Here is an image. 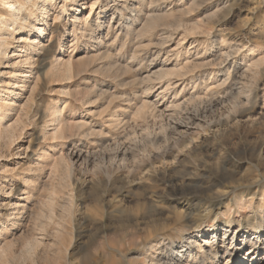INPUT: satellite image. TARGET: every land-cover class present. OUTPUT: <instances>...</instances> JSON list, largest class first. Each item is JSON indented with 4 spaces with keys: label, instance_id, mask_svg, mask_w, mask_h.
Here are the masks:
<instances>
[{
    "label": "rangeland",
    "instance_id": "rangeland-1",
    "mask_svg": "<svg viewBox=\"0 0 264 264\" xmlns=\"http://www.w3.org/2000/svg\"><path fill=\"white\" fill-rule=\"evenodd\" d=\"M18 1L23 2L24 0ZM64 1L50 0L52 6L50 5L48 8L51 14L48 22L52 26L58 27H56L57 30L55 29L51 42L49 41L50 28L45 27L46 33L48 32L45 43L51 44L52 50L42 70L44 86L39 93L35 92L33 98H31L28 85L26 89L21 87V81L27 77L17 79L9 76V71L17 69V72L24 69L30 71L33 68L32 65L20 63L23 61L21 50H25L20 39L23 33L14 31L13 35L5 36L7 43L10 42L11 46L7 57L0 60V103L3 106L1 113L7 115L3 120H0V264H141L139 263L142 258L141 254L146 252L142 248L137 247V249L135 246H129L130 241L128 242L127 238L134 239L136 236L140 241L147 242L152 236L156 240L163 238L180 241L183 239V234L195 231L199 224L208 223L211 214L209 215L206 207L217 206L219 203L218 200L205 198L203 201L209 203L207 202L206 207H202V203H198L200 212L189 213L187 211L188 215L181 217L179 210L182 207L186 208L187 202H184L181 197L173 203L169 202L175 199V196L171 194L173 186L171 183L189 182L188 184L193 187L202 184V181L208 183L212 181L214 169L219 164L229 171H234V182L231 185H225L226 188H218L225 191L227 196L224 195L222 204L218 205L216 210L227 206V199L231 200L230 204L237 209L238 198L243 191L260 189L257 182L262 179L260 176L264 174V77L259 82L257 106L250 112L253 115V121L246 113L236 115L238 118L235 117L229 125L219 126L217 123L225 120L228 114L233 113L234 99L215 104L209 94V98L206 96L207 89L199 77L189 78L185 82H178L179 80L172 78L170 85H164L162 88V84H159L155 90L153 89L154 92L147 94V86L159 81L156 78L158 74L156 76L154 72H157L156 68H159L158 64H163V60H166L165 64L168 66L175 65L176 62L183 63L188 58L193 60V57H196L194 56L196 55L194 46L197 44L200 55L203 54L204 57L210 55L211 45L209 43L220 36V27L216 22L213 23L215 18L206 20L204 16L207 15L206 10L211 8L216 0H207L202 5L194 7L191 6L192 0H156L155 4L153 3L155 6L153 4L152 6L162 8L169 14L163 18L164 20L162 19L161 29L159 27V36L164 35H162L164 38L160 37L159 42L160 44L166 43L165 47L159 46L158 43L157 46L162 48L161 50L156 46L152 48L154 56L159 55L160 59L154 61L151 67L148 66L150 63L148 61L139 70H127L119 77L116 76V69L93 73L89 69L79 74L82 68L81 60L83 56L85 57L84 40L81 38L80 28L77 31L79 38L74 39L72 11L69 10L70 14H59ZM93 1L95 0H75L73 5H78L82 9L81 4L85 3L84 17H87ZM105 1L110 2V0ZM35 2L37 5H42L45 0H36ZM233 9L226 14L225 19L226 28L232 30V35L228 37V40L237 41L245 46L256 45L264 50V0H237ZM94 10H97V7ZM29 11H36V8L28 5V10H25L23 14L27 16L30 14ZM6 12V7L0 2V15H4ZM108 17H111V13ZM34 19L36 18H32V20ZM201 20V29H191ZM247 20L249 24L245 25ZM204 26L206 27L204 28ZM207 29L211 35L203 32ZM163 30L168 31L163 32ZM114 35L115 30H111L109 38ZM178 41L180 44L177 43ZM127 44L126 48L120 49L126 57L131 49L129 43ZM40 45L36 43L34 47ZM119 48L121 47L116 45V51H119ZM227 49L231 57L236 56V53L233 54L230 48ZM200 55L197 54V56ZM14 61L19 64L15 66ZM70 61L73 67L68 72L67 64ZM198 71H201V67L197 68ZM114 73L115 75H113ZM103 74L105 75L102 76ZM151 79H155V83H152L154 80ZM14 81L20 82L14 86ZM7 82L10 83L8 88ZM101 83L110 86L113 96L109 100L97 98L93 99L95 103H86L90 92L89 88L92 89L93 86ZM174 83L176 87H170ZM184 86L185 88L181 92ZM9 88L16 91L17 95L8 92ZM166 88L167 91H165ZM86 90L89 91L87 94ZM156 90L158 93L161 91L162 94L158 95ZM197 91H202L203 97L206 96V98L204 97L202 103L190 102L189 95ZM11 100L15 101L12 106L9 105ZM111 100L113 102H110ZM147 100L149 104L152 103V106L156 105L154 107L157 115H153L151 112L154 107L151 108L152 110L146 108L147 110L145 109L142 115L136 112L139 105ZM177 103L180 104L179 107L175 106H178ZM53 107L64 109L62 115L69 122V129L74 127L68 130L67 137L63 139H53L51 137L53 131L51 128L53 127L45 126V123L50 119V111ZM175 107L176 110H174ZM151 116L153 117L151 118ZM83 121H85L84 129L89 128L87 134L80 133V131H84L83 129L75 128L78 127L76 124ZM48 124L46 123V125ZM88 131L90 132L88 133ZM165 132L169 137H165ZM84 134L85 136H83ZM125 137L128 139L126 140ZM117 138L118 140H116ZM153 138H158L159 148L150 146L149 140H153ZM165 139L171 141L168 143L169 140L165 142ZM132 141L134 142L130 143ZM145 141H149V144L144 143ZM176 142L180 145L179 148L178 146L175 147L176 149L169 148ZM164 144L170 146L167 145L165 148ZM259 144L262 148L261 156H258L259 152L256 153L254 150ZM119 150H128V163L114 159ZM45 152H47L45 160L48 159V164L44 162L46 165L39 167L40 157ZM61 152L66 161H70L71 165L68 164L70 167L66 168L65 165H62L58 169L56 163ZM79 155L87 156L89 159L85 161ZM151 157L154 162L152 165L148 162L151 161ZM144 160L146 164L140 165ZM133 165L138 166L136 167L138 172L131 175L130 169ZM66 169L67 171H65ZM148 170L149 172L156 171V176L149 179ZM27 178L30 179L32 192L30 201L25 202L18 199V196H21L27 187ZM134 179L136 180L134 181ZM170 179H173V182H170ZM237 186L239 187L237 188ZM233 189L237 192H232ZM258 194L254 197L256 206L253 207V212L245 206L240 212H235L238 219L242 218V214L246 212L257 216V200L261 201L262 197ZM251 196L248 195L245 198L250 199ZM156 199L159 202L163 201L153 202ZM17 203H21L20 207ZM23 203L26 208L20 210L18 216L12 214L16 213L15 209L21 208ZM114 208L118 211H115ZM47 217L53 218L48 219ZM154 219L158 223L156 227L153 225ZM147 231L149 235H147ZM150 232H153V235H150ZM33 236L36 237V240ZM146 236L150 238L146 240ZM122 238L126 241L124 242ZM228 254L226 248L221 249L218 255V264H226L225 259Z\"/></svg>",
    "mask_w": 264,
    "mask_h": 264
},
{
    "label": "bare ground",
    "instance_id": "bare-ground-1",
    "mask_svg": "<svg viewBox=\"0 0 264 264\" xmlns=\"http://www.w3.org/2000/svg\"><path fill=\"white\" fill-rule=\"evenodd\" d=\"M35 1L36 0H24L23 2L18 1V0H0V2L6 7V10H7V12H6L7 14L5 13L6 15L5 14L0 15V60H3L5 57H7L9 47L11 46V44H9L10 42L7 43L8 42L6 40L7 37L5 38V36L7 34L13 35L14 31H21V33H23V35L20 37V39H21V43H23V48L25 47V50H21L23 61L20 63L26 64L29 66L32 65L33 68L30 69V71H28L26 69H24L23 71H18V72H17L18 69L16 71H12V72L9 71L10 75H9V73H8V75L11 77H16L17 79H21L22 77H27V78H25L24 81H21L22 82L21 87L23 89H26L27 85L30 87V93L32 96L31 98L34 97V94L36 91L39 93L40 90L42 89V87L44 86V81L42 80V70L46 64V60L49 58L50 51L52 50V45L45 43V38H46V35L48 34V32L46 33L45 27L48 26L50 28L49 29V34L51 35V37L49 38L50 42L53 39V36H54L53 34L55 33L56 27H58V26H56V27L52 26L50 24V22H48L49 17L51 15L50 11H48L49 6L51 5L50 0H45V3L42 5H37V2H35ZM155 1L156 0H110V2L108 3L105 0H102V1L101 0H95V1H93V3H91L92 7L90 9L89 15H87V17H84V11L86 8L84 5L85 3L81 4L83 7H82V9H80V6L73 5V3H75V0H65L64 4L60 8L59 14H63V13L68 14L69 10L72 11V14L74 17V20H73L74 21L73 22L74 39L76 40L79 38V36L77 35V31L80 28L81 38H83V40H84L83 43L85 46V48H84L85 57L83 56V59L81 60L80 65L82 68H81V71H79V74L82 71H88L89 69H91L90 70V71H92L91 73L102 72V71L106 72V71H112V69H116L117 70L116 76L119 77V75L121 73L123 74L127 70H135V71L139 70L141 68V66H143L145 63L147 64L148 61H150L148 66L151 67V65L154 61H156L157 59H160L159 55H157L156 57L154 56V53L152 52L153 51L152 48H154L155 46L158 47L157 46L158 43L160 44L159 40L163 34L159 36V27L162 24L161 23L162 19L169 16V14L167 11L162 10V8H157V7L154 8ZM205 1H207V0H192L191 6L194 7L197 5H202L203 3H205ZM236 2H237V0H216L212 4L211 8L206 10L207 15L204 16V18H206V20H208V19L213 20L215 18L214 22L213 21L212 22L213 23L216 22L220 27V29H219L220 36L217 38H214L213 41H211L209 43L211 45L210 55L207 57L206 56L204 57L203 54H202L203 56L200 55V49L197 48V47H199L197 44V46H194L196 48V51H195L196 55H194L196 57H193L195 60L194 59L190 60L188 58L183 63L176 62V64L172 65V66L166 65L165 64L166 60L165 61L163 60V62H162L163 64H160V65L158 64L159 68H156L157 72H154L155 75L158 74V76L156 75L157 76L156 78L159 80L157 82L158 84L155 83V79H153L154 82H152V83H155V84H152V85L150 84L149 86H147V89H146L147 90L146 92H148L147 94L154 92L153 89L155 90V88L159 84H162V86H161L162 88L164 85H167V84L170 85L172 83L171 82L172 78L179 80L178 82H180V81L185 82L187 79L189 80V78L194 79L196 77L197 78L199 77V79L203 80L205 88L207 89L205 92L206 96H208V94H209L211 100H213V102H215V104L218 105L220 103L227 101L228 99H231V98L234 99L233 113L228 114V116H226L225 120L219 121L217 123V124H219V126L229 125V123H231L232 120H234V118L237 117L236 115H240V114L244 115L247 113V115H249L250 120L253 119V115H251L250 112L253 111L255 106H257L256 104H257L259 82H261V80L264 77V50H262V48H260L259 46H256V45L245 46L244 44L239 43L237 41L233 42V41H230V39L228 40V37L230 35H232V30H230L229 28H226V22H225V19L227 16L226 14L228 12L232 11L234 6H236ZM152 4L154 6H152ZM28 5H32L33 8L35 7L36 11H31V12L29 11L30 14L25 16L23 13L25 10H28ZM95 7H97V10H94ZM110 13H111V17L109 18L108 16ZM92 14H93V16L91 17ZM34 17L36 18V19H34L35 21L32 20V18H34ZM201 22H202V20L200 22L198 21L196 23V25L194 27H192L191 29H193V30L201 29L202 28V26L200 25ZM116 23H117V25L114 26V24H116ZM248 24H249V21L247 20L245 22V25H248ZM80 25H82V27H80ZM162 27H163V25H162ZM205 27L206 26H204V28ZM160 29H161V27H160ZM208 29L206 31L203 30V32L211 35V32ZM111 30H115V35H114V37L109 38ZM183 30H185V29H183ZM165 31H168V30H165ZM165 31L163 30V32H165ZM201 34H203V33H201ZM172 38H173V36H172ZM185 38H182V39H185ZM169 41H170V37H169ZM181 42H183V41H181ZM36 43H39L41 45L34 47V44H36ZM127 43H129L131 49L129 51L130 53H128L129 55L126 57V55H123L121 53L120 49H122V47L126 48V45H128ZM177 43H179V41ZM194 43H197V41H194ZM164 44H166V43H162L159 46L163 47ZM116 45L121 47V48H119V51H116ZM218 45H219V47H218ZM158 48L160 49V47H158ZM158 48H157V50H158ZM227 48H230L232 50L231 52L233 54L236 53V56L231 57L229 50ZM175 49H177V48L175 47ZM173 50H174V48H173ZM174 51H173V55L175 54ZM167 52L170 53L169 50H167ZM187 52H188V50H187ZM159 53H162V52H159ZM176 54H177V52H176ZM197 54H199L200 56H197ZM35 57H37V59H35ZM198 57H203V58H198ZM163 58H165V57H163ZM7 62L9 65V63H10L9 60ZM13 64L16 66L17 64H19V62L14 61ZM36 64H37V67L34 68V66ZM72 67H73V64L70 61L67 64V71L70 72ZM200 67H201V71L197 72V68H200ZM152 68H154V67H152ZM14 69H15V67H14ZM156 70L154 69V71H156ZM151 71H153V70H151ZM27 72H29V75H27ZM73 72H74V70H73ZM104 75L105 74H103L102 76H104ZM113 75H115V73ZM151 76H152V74H151ZM122 77H121V79H122ZM157 79H156V81H157ZM194 81L196 82L198 80H194ZM18 82H20V81H14L13 85L16 86L18 84ZM148 82H149V80H148ZM178 82H176V83L178 84ZM7 84H8L7 88L10 87L9 86L10 83L7 82ZM173 86L175 88L176 84L174 83V85H172L170 87L173 88ZM167 88L165 91L168 90ZM184 88H185V86L182 88L181 92H183ZM89 90H90V92L86 90L87 91L86 94L89 92L88 98L86 99V103H88V104L95 103V100H93V99L102 98L105 100H107V99L109 100V98L113 96V93L110 90V86H108L107 84L101 83L99 85L93 86L92 89L89 88ZM194 90H196V89H194ZM143 91H144V89H143ZM8 92H10L13 95H17L16 91H14L10 88H9ZM155 92H157V90ZM160 92L159 93L157 92L158 95L162 94ZM80 95H82V94H80ZM136 95H137V93H136ZM206 96H204V97L206 98ZM209 96H208V98H209ZM204 97H203L202 91H197L196 93H191L188 97V100L190 102H193V103L194 102H201L202 103V101H204ZM0 101H1V99H0ZM110 102H113V101L111 100ZM190 102H188V103H190ZM14 103H15L14 100L9 101V105H11V106ZM108 103H107V105H108ZM111 104H109V105H111ZM151 104L152 103H150V104L148 103V100H147V102L145 101V103L142 106L139 105V107H138L139 109L137 108L138 110L136 109L137 110L136 112L139 113V115H142L145 112L146 108H148V110H150L152 107H154L155 104L153 106ZM179 105L180 104H178V106L177 105H175V106L179 107ZM200 106H201V104H200ZM176 107L174 110H176ZM2 109H3V106L0 103V120L1 119L3 120V118L7 116L6 113L5 114L1 113V112H3ZM62 110H64V109L60 110L57 107H53L52 110L50 111V117H49L50 119L46 122L49 124L46 125V123H45V126H47L49 128L53 127V128H51L53 130L51 133V137L55 140H58L60 138L63 139L64 137H67L68 130L74 128L73 127V128L69 129L70 124L63 117ZM151 112L153 115H157L155 107ZM46 117H48V115ZM152 117L153 116H151V118ZM118 123H119V121L117 122V124ZM76 125L78 127H75V128H79V129L84 130L82 132L80 131V133H86L87 130L89 129V128H87V130L84 129L85 121L80 122L79 124H76ZM219 128H221V127H219ZM93 130H91V132H93ZM13 132H14V130H13ZM89 132L90 131H88V133ZM95 132H96V129H95ZM98 132H100V131H98ZM101 135H102V133H101ZM165 135H166V132H165ZM83 136H85V134ZM161 136H163V135H161ZM167 136H168V133L165 137L167 138ZM12 137H14V136H12ZM118 137H119V135H118ZM125 139H126V137H125ZM157 139L153 138V140H149L150 146L151 145L153 147L157 146L154 148H159V146H158L159 141ZM116 140H118V138ZM166 140H169L168 143L171 141L170 139H165V142H166ZM149 141L148 142L145 141L144 143L149 144ZM173 141L175 142V140H173ZM133 142L134 141H132L130 143H133ZM165 144H164V146H165ZM167 145H169V144H167ZM166 146H165V148H166ZM176 146H178V148H179L180 145H178V142H176L175 145H173L172 147H169V148H175ZM260 146L261 145L259 144L258 146H256L254 148L256 153L259 152L258 156H261V153H262V151H261L262 148ZM127 151L128 150H123V151L119 150V151H117V155L115 154V156H116L115 158L113 155L112 156L115 160L122 161V163L127 161L126 163H128L129 158L127 155ZM164 153H165V151H164ZM167 153H169V152L167 151ZM59 155H60V153H59ZM81 155H79V157H81ZM46 157H47V152H45V154H43L40 157L41 161L39 163V167H42V166H45L46 164H48V159H46L47 161L45 160ZM81 158L85 159V161H87L89 159L87 156L81 157ZM149 158H150V156L148 157V159ZM57 159H58V161L56 164L58 165V169H60L59 167L62 165H65L66 168L70 167L69 166V165H71V164H69L70 161L69 162L66 161L65 157L62 155V152H61L60 157H58ZM44 162H47V163L45 164ZM148 162H150L151 165L154 164L153 158L151 159V161L149 160ZM133 163H135V162H133ZM115 164L117 165V163H115ZM145 164H146L145 160L143 163L142 162L140 163V165H145ZM220 165L221 164H219V166H217L214 169L215 171H214L213 177H211L212 181H210L208 183L205 181H202V184H200V185L197 184L196 187H193L191 184H188L189 182L188 183L184 182L182 184H178V183L172 184L171 183V185H173L171 194L173 196H175L174 197L175 199L174 200L170 199L171 201H169V202L173 203L179 197L183 198L184 202H187V207L186 208L182 207L181 210H179V214L181 217L188 215V212L192 213L195 211L196 212L199 211L200 207L198 206V203H200V204L202 203V207H206L208 201L205 200L206 202H204L203 200L205 198H209L211 200L212 199L218 200L219 203L217 204V206L222 204V198L224 197V195L225 196H227V195L225 194V191L219 190L218 188L222 189L224 187L226 188L225 185H229V184L231 185L234 182L235 175H234V171H229V169H227L223 166H220ZM65 166H64V168H65ZM136 167H138V166H135V165L131 166V169H130L131 175H132V173L134 174L135 172H138V170L136 171ZM128 168H129V165H128ZM65 171H67V169ZM112 171H113V169H112ZM140 171H143V170H140ZM107 172H108L107 174H109V171H107ZM64 173H66V172H64ZM147 174H149L148 178L150 179L152 176H156V171H153V172L150 171L149 172V170H148ZM260 177L262 179L257 182L258 187H260V189H259L260 191L257 190L258 188L256 189V191H243L238 198L239 200L237 203V209H235L234 206H232L230 204L231 200L227 199V197H226V199L228 200V202H227V206L224 207L225 209L220 208L219 210L218 209L216 210V207H217L216 205L215 206L214 205L213 206H210V205L207 206L206 209H208L209 215L211 214L208 223L197 225L195 231L183 234V239L180 241H172V240H167V239H163V238L161 240H156L152 236H150L151 238L149 236H146V240L148 238H150V239L147 240V242L143 241L144 242L143 243L142 241L137 239L139 237L136 238V236H135L134 239H132L130 237L131 240H129L130 238H127L128 242L130 241V243H128V242L127 243L129 244V246H135L136 248L139 247V248L144 249V251L146 253L141 254L142 258H141V262H139L141 264H218V261H219L218 255L220 254V251L223 248H226L227 253H229L225 259L227 262L226 264H264V174L261 175ZM63 179H65V178H63ZM135 180L136 179H134V181ZM184 181H185V179H184ZM242 181H243V179H242ZM29 182H30V179L27 178L26 179L27 187L24 189L22 195L18 196L19 197L18 199H21V201L28 202L31 199V195H30L32 192L30 190L31 189L30 188L31 182L30 183ZM170 182H173V179L172 180L170 179ZM238 187L239 186H237V188ZM232 192L236 193L237 190L233 189ZM257 194H258V196H260V195L262 196L261 201L257 200V204H258V207H257L258 211L256 213L257 216H253V215L246 212V213L242 214V216H243L242 218L240 217L238 219L235 216V212L236 211L240 212V210L243 209L245 206L249 207L251 212H253V207L256 206L254 203V199H255L254 197H256ZM248 195H252L250 199L245 198ZM156 198H158V197H156ZM52 200L54 202V199H52ZM157 200L158 199H156V201H153V202L158 203L159 200L158 201ZM161 201H163V200H160V202ZM164 202L166 203V201H164ZM68 204H69V202H68ZM17 205L20 207L21 203H17ZM25 208H26V205H25V203H23L21 208H16L15 210L17 212L12 213V214H15L16 216H18L21 212L20 210H24ZM41 209L44 210V208H41ZM116 210L117 209H115V211ZM119 211H120V209H119ZM112 213H113V211H112ZM34 216H36V215H34ZM155 216H156V214H155ZM52 218H48V219H52ZM152 219H153V217L151 218V220ZM37 220H38V218H37ZM137 221H138V219H137ZM156 221H157L156 219L153 220V225L155 227L158 224ZM160 223H162V222H160ZM146 229H148V228H146ZM35 230H37V229H35ZM152 233L150 232V235ZM133 234H135V232H133ZM133 234H131V235H133ZM147 235H149L148 231H147ZM35 238L36 237H34V239ZM122 240H123V238H122ZM117 244H118V242H117ZM121 245H122V241H121Z\"/></svg>",
    "mask_w": 264,
    "mask_h": 264
}]
</instances>
